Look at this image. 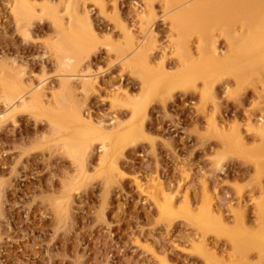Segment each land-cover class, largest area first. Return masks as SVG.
I'll list each match as a JSON object with an SVG mask.
<instances>
[{"label": "rangeland", "instance_id": "374dc122", "mask_svg": "<svg viewBox=\"0 0 264 264\" xmlns=\"http://www.w3.org/2000/svg\"><path fill=\"white\" fill-rule=\"evenodd\" d=\"M45 1L26 0L35 10L26 19L17 14L23 1L0 0V264H206L196 251L200 244L240 264H264V250L253 242L238 248L218 235L219 226L203 228L179 214L190 203L201 215L208 200L227 222L226 232L249 240L261 235L264 137L251 124L264 126V71L211 69L207 85L210 69L195 58L203 23L194 28L199 18L188 19L189 42L180 41L173 25L180 6L199 0H188L189 7L187 0H68L70 15L61 25L43 10ZM48 6L62 7L60 0ZM85 14L91 26L84 25ZM246 15L260 20L264 8ZM235 24L239 31L241 21ZM215 33L218 50L227 53V41ZM178 41L197 63L183 62ZM139 43L149 58L150 75L144 70L143 76L155 90L146 96L138 64L124 60ZM59 50L71 59L69 67H60ZM18 73L30 88L42 82L39 102L10 114L2 86H13ZM62 74L74 75L70 91ZM81 77L91 81L84 89ZM131 97L142 100L140 109ZM115 138L118 148L103 161L102 143ZM150 186L161 200L171 196L178 213H162Z\"/></svg>", "mask_w": 264, "mask_h": 264}, {"label": "bare ground", "instance_id": "6f19581e", "mask_svg": "<svg viewBox=\"0 0 264 264\" xmlns=\"http://www.w3.org/2000/svg\"><path fill=\"white\" fill-rule=\"evenodd\" d=\"M24 2L23 3V5L21 6V7H19V11H18V15H19V17H21V18H26V19H31V18H33L34 16H35V10H33V8H31V5H29L30 3H27L26 2V0H21V2ZM27 1H29V0H27ZM182 1V0H181ZM195 1V0H194ZM60 2H61V8H56V9H51L50 10V7L48 6V5H52V0H46L45 1V5H46V7L45 8H43V10L44 11H47V13L46 14H48V15H50L51 17H52V19H53V23H55V24H57V25H61V24H63V18L64 17H66V16H69L70 15V4L68 3V0H60ZM188 0L186 1V2H182L183 4H187V6H188ZM194 2H192V4H193ZM32 4V3H31ZM189 4L190 5H192L190 2H189ZM249 4H253L254 5V9H251L252 7H250V9H249ZM255 4H257V5H255ZM182 6H184V5H182ZM182 6H180L181 7V9H183V11L181 10V11H179V12H177V14L175 13V16L173 17V20L175 21L174 23H173V25L175 24V29L177 30V28H178V30L177 31H179V33H181L180 31H182V29L183 28H185V27H187V28H185L184 29V32H182L180 35H179V33H178V36L180 37L181 36V38L183 37V39H180V38H178V39H180V41L181 40H184L185 39V41L187 42H189V40L187 39V38H189V36H191L192 37V33L191 34H189V36H188V34L187 33H190V32H188L189 31V27L191 28L192 26H191V24L193 23V22H190L189 21V23H191V24H189L188 23V19H190L191 18V21L193 20H195L196 21V19L197 18H199V21H197V22H195V23H193L194 25V28H195V26H196V28H197V26L198 25H196V24H199V23H201V24H199V25H202V23H203V25L205 26L206 24L208 25V27L206 28V26L204 27L203 26V28H205V29H203L202 31H201V33L199 32L202 28H200L199 29V35H200V37L198 38L199 40H198V47H197V54L198 55H195L194 54V51H191V49H188L187 47H186V42H184V41H182V42H180V41H178L179 43H181L180 44V48H178V50H179V52H178V54H180L179 56L180 57H182V58H186L187 60H184L183 62L184 63H186V65H187V63L189 62V64H191V65H193L194 63H195V58H197V56H198V58H200L199 60L200 61H202V63L206 66L205 68L206 69H210L209 71L208 70H206V72L205 73H207V71L209 72V73H207V76H206V78H204V79H206V83H207V85H208V79L207 78H209L210 76V72H211V69L212 70H214V71H228L227 73L229 74V72H230V74H231V72L234 74H237L238 73V71H240L241 69H244V68H246V67H248L247 69H248V71L250 70H254V72H256V73H263V58H264V17L263 18H261L260 20H250V18H247V20H245V16H247L246 15V13H247V11H249V10H251V11H254L256 8H257V6L259 7V8H264V0H199V2H196L195 4H193L192 6H188L189 8H187V9H185V8H183ZM251 6V5H250ZM256 6V7H255ZM33 7V6H32ZM203 7H205V9H206V11H205V9H203ZM244 8H248V9H245V13L243 12L244 11ZM243 9V10H242ZM42 10V11H43ZM178 10H180V9H178ZM262 11H263V9H262ZM37 12V11H36ZM243 13V14H242ZM86 14H87V12H86ZM85 14V16H83V20L85 21V26L87 25V26H91L90 25V23L91 22H89V18H87V15ZM210 14V15H209ZM213 14H215L213 17H214V19L213 18H211V16L213 15ZM217 14V15H216ZM241 15V16H240ZM250 15H251V13H250ZM200 16V17H199ZM203 16V17H202ZM209 16V19H207V17ZM217 16V17H216ZM244 16V17H243ZM253 16V15H252ZM151 17V16H150ZM189 17V18H188ZM206 17V21H204L203 20V18H205ZM215 17H216V20H215ZM255 17V16H254ZM82 18V17H81ZM210 18H211V20H212V22H215V23H211V20H210ZM80 19V18H79ZM198 20V19H197ZM203 20V21H202ZM210 20V21H209ZM250 22H249V21ZM82 21V20H81ZM83 21V22H84ZM240 21H241V24L242 25H240L239 27V31H238V29H237V26H236V24L235 23H239L240 24ZM206 22V23H205ZM208 22H210V23H208ZM187 23L190 25H187ZM251 23V24H250ZM212 26H211V25ZM258 24V26H259V29H257V28H255V32H256V30H258L256 33L255 32H253V33H251V30H252V26H255V25H257ZM172 25V26H173ZM250 27V25H251V27L252 28H249L248 26ZM86 26V27H87ZM241 26H242V29L244 28L243 26H246V29L248 28L249 30H250V32L248 33L246 30L245 31H243V30H241ZM257 26V27H258ZM199 27V26H198ZM253 28V29H254ZM125 30H126V28H125ZM150 30V29H149ZM191 30H193V27H192V29ZM190 30V31H191ZM217 30V32H219V36L220 35H222V37H224V39L227 41V43H228V51H227V53L226 52H224V53H221L219 50H218V47H217V33H215V31ZM127 31V30H126ZM194 31V30H193ZM195 31H196V29H195ZM253 31V30H252ZM260 31V32H259ZM128 32V34H129V36H130V38H133L134 36H132L131 35V33H130V30L129 31H127ZM197 32V31H196ZM195 32V33H196ZM147 33V32H146ZM152 31H150L149 33H148V37L150 38V40H151V37L153 36L152 34ZM184 34H186V35H184ZM194 34V33H193ZM184 35V36H183ZM76 37V36H75ZM146 37H147V35H146ZM185 37V38H184ZM187 37V38H186ZM148 38V39H149ZM177 39V40H178ZM79 40H81V39H79ZM133 40H134V38H133ZM153 40V39H152ZM68 41V40H67ZM66 41V42H67ZM70 41V40H69ZM83 41V40H82ZM176 41V40H175ZM197 41V40H196ZM152 42V41H151ZM133 43V42H132ZM186 43V44H185ZM153 44V43H152ZM82 45V44H81ZM83 47H84V45H83ZM63 48H64V45H63ZM190 48V47H189ZM130 49V48H129ZM146 49V48H145ZM143 50H144V47H142V45L139 43V44H137V45H133V48L130 50V53L129 54H127V56L125 57V59L124 60H127V62L129 63V64H132L133 65V63L135 64V66H136V64H138L137 65V67H135L136 68V70H134L135 71V73H140V76L142 75L143 76V71L145 70V71H147V74H149L150 72H149V70H147L148 68H147V64H148V59L145 57V55H144V53L146 52V50H145V52H143ZM60 51V50H59ZM60 55H59V57H60V60H59V63H60V67H62V68H67V67H69L70 65H71V63H72V61H71V59H69V57H67L66 55H65V53H63L62 51H60ZM59 54V53H58ZM64 54V55H63ZM67 54V53H66ZM146 54V53H145ZM144 55V56H143ZM196 57H195V56ZM195 57V58H194ZM164 58V57H163ZM73 59V58H72ZM15 60L16 59H14V60H12V68H13V66L15 65ZM123 60V61H124ZM198 60V61H199ZM75 61V60H74ZM187 61V62H186ZM196 63H197V61H196ZM202 63H201V65H202ZM126 64V63H125ZM59 66V65H58ZM128 66H130V65H128ZM198 66V65H197ZM197 66H196V68H197ZM185 67V66H184ZM252 67H253V69H252ZM89 68V67H88ZM87 68V69H88ZM189 68H191V67H189ZM189 68H188V70H189ZM203 68V67H202ZM250 68V69H249ZM75 69V68H74ZM192 69V68H191ZM73 70V69H72ZM90 70V69H89ZM88 70V71H89ZM187 70V69H186ZM193 70H196V69H193ZM84 71H86V70H84ZM190 71V70H189ZM205 71V70H204ZM203 71V72H204ZM213 71V72H214ZM244 71V70H243ZM250 71H249V73H250ZM90 72V71H89ZM149 72V73H148ZM184 72V71H183ZM183 72H182V74H183ZM192 72H194V71H192ZM199 72V71H198ZM202 72V73H203ZM240 72H242V71H240ZM246 72V71H245ZM252 73H253V71H251ZM145 73V72H144ZM185 73H188V71L187 72H185ZM202 73H200V74H202ZM204 73V74H205ZM248 73V72H247ZM248 73V74H249ZM146 74V75H147ZM182 74H180V75H182ZM192 74H195V73H192ZM197 74V73H196ZM204 74H202V75H204ZM212 74V73H211ZM223 74V73H222ZM224 74H226V72L224 73ZM241 74V73H240ZM63 75V74H62ZM85 75V74H84ZM150 75V74H149ZM190 75V74H189ZM198 76H202V75H199V74H197ZM206 75V74H205ZM242 76H243V74H241ZM255 75V74H254ZM23 74H21V73H18L17 75H16V78H15V83H14V85L13 86H7V85H9L10 84V82H8L9 84H5V85H3L2 87H4V92H5V94H4V97L7 99V104H9L10 106L8 107L9 109H10V114L12 113H15V112H17V110L18 109H20L21 107H28V105H30L31 104V106L33 105V103L35 104V102H39V95H40V87H41V83L42 82H39V84H37L36 86H34V87H32V88H30V85L29 84H27L26 82H25V80L23 79ZM73 74H65V75H63V79H62V82H63V87L64 88H66L67 90L69 89V91L71 90V82H72V78H73ZM75 76H78V75H75ZM88 75H85L84 77H87ZM209 76V77H208ZM220 76V75H219ZM240 76V75H239ZM242 76H240L239 77V79L241 80V78H242ZM247 76V74L245 73V75H244V78H242L244 81L246 80L245 79V77ZM83 77V76H82ZM81 77V78H82ZM90 77V76H89ZM144 77V76H143ZM142 77V81L145 79V77L143 78ZM195 77V76H194ZM253 77V76H252ZM79 78V77H78ZM91 78V77H90ZM166 78V77H165ZM202 78H203V76H202ZM218 77H216V79H217ZM247 79H248V77H246ZM74 79V78H73ZM83 79V78H82ZM170 79V78H169ZM191 79V78H190ZM189 79V80H190ZM239 79H238V81H239ZM249 79H250V77H249ZM248 79V80H249ZM1 80H2V78H1ZM0 80V81H1ZM150 80H151V78H148V79H145V83L143 84V82L141 83L142 85H144V86H142L143 87V93H142V95H147V94H153L154 92L153 91H155V90H153L152 91V89L154 88V87H152L151 86V84H150ZM210 80V79H209ZM58 81V80H57ZM162 81H165V83H166V81H168V79H166V80H162ZM171 81V80H170ZM182 81V80H181ZM195 81V80H194ZM212 81H213V79H212ZM2 82V81H1ZM4 82H6L5 80H4ZM91 81L90 80H86L85 78L81 81V84H82V89H84L85 87H87L88 86V84L90 83ZM204 82V83H205ZM211 82V81H210ZM242 82V81H241ZM161 83H163V82H161ZM168 83V82H167ZM158 84H160V83H158ZM157 84V85H158ZM180 84V83H179ZM185 84V83H184ZM73 85V84H72ZM210 85H212V83H210ZM209 85V86H210ZM154 86H156L155 85V83H154ZM160 86L162 87L163 85L162 84H160ZM183 86H187V85H183ZM188 86H189V84H188ZM191 86V85H190ZM205 87V85H204V87L203 88H205V90L207 89V88H211V90L213 89L212 88V86H210V87ZM160 87V88H161ZM27 88L29 89V91L27 90ZM44 88V87H43ZM42 88V89H43ZM119 90V89H118ZM161 90H162V88H161ZM204 90V89H203ZM208 91H209V89H207ZM156 91H159L160 92V89L159 88H157L156 89ZM167 91V90H166ZM29 92H31V93H29ZM117 92H119V91H117ZM204 92V91H203ZM206 93H207V91H205ZM165 93V92H164ZM163 93V94H164ZM167 93V92H166ZM209 93V92H208ZM159 94V93H158ZM161 94V93H160ZM116 95V94H115ZM209 95H212V92H210V94ZM208 95V96H209ZM130 96V95H129ZM113 98V97H112ZM115 99H117V97H114ZM113 98V100H115ZM130 98V97H129ZM132 98V105H133V108H138V106H140V104H142V100H140V98L139 99H133V97H131ZM142 99V98H141ZM17 103H19L18 105H17ZM38 104V103H37ZM36 104V105H37ZM37 107V106H36ZM138 109H140V107L138 108ZM76 112V111H75ZM76 113H79L78 111L76 112ZM77 115V114H76ZM81 116V115H80ZM83 117V116H82ZM80 120H82V119H80ZM213 124V123H212ZM214 125V128L217 130V131H219L218 129H220V127H218V125L216 124V122L213 124ZM252 125V128L253 129H255L257 132H260L261 133V135L264 137V126H262L261 125V122H259V121H255L254 123H252L251 124ZM53 127V126H52ZM64 127V126H63ZM54 128V127H53ZM55 128H57V127H55ZM100 128V127H99ZM62 129V128H61ZM140 129V128H139ZM222 129V128H221ZM97 131H99V130H97ZM60 132H61V130H60ZM107 134V133H106ZM220 134V136H222V138L224 137V136H226V138L225 139H230V137H228L226 134H222V133H219ZM104 136V135H103ZM108 136H109V134H108ZM108 136H106V137H104V139L103 140H106V139H108L109 137ZM125 135H123V137H124ZM66 138V137H65ZM223 138V139H224ZM239 138H241V137H239ZM67 139V138H66ZM124 139H125V137H124ZM77 140V139H76ZM79 140V139H78ZM240 140V139H239ZM67 143H66V145H67V147H69V146H71V141H69V140H65ZM115 142L113 143L112 142V144L110 145V146H107L106 144H104V143H102V145H101V147H102V155H101V158H102V160L104 161V159H103V155L105 154V155H107V154H109V152L110 151H114V150H116L117 148H118V144L121 142V139H120V141H116V138H115V140H114ZM127 141V140H126ZM101 142H103L102 140H101ZM109 142V141H108ZM124 143V142H123ZM108 144V143H107ZM71 149V148H70ZM76 152V151H75ZM74 152V150H73V152H71L72 154H73V156H74V158L75 159H77L78 158V154H76ZM90 153V152H89ZM83 155H86L85 153L83 154ZM85 158V157H84ZM101 158H100V161H102L101 160ZM156 186V185H155ZM155 186H150V189H148V190H152L153 191V199H154V201H156L157 202V205H158V207L160 208V211L162 212V213H165V214H167V215H174V214H176V213H178L177 211L178 210H174V202L172 201V197L171 196H169V195H164L165 194V192H164V198H163V200H161V197H160V192H159V190L158 189H156L155 188ZM159 186V185H158ZM160 189V188H159ZM152 196V195H151ZM209 197V196H208ZM212 203V202H211ZM190 205V203L189 204H186L184 207H182L180 210H179V214L181 215V214H183V216H185V217H187L188 219H190L191 221H194V222H196V224H198V225H200L201 227H203V228H210L211 227V224H213V226H212V228L214 227H218L217 229H219V230H217V233H218V235H225V236H227V237H229L232 241H233V243L236 245V246H238V248H241V249H243L244 247H246L247 248V246H250V244H251V242H253L252 243V245L255 247V248H257L259 251H263L264 250V232L263 231H261V230H264V226H263V229H261L260 231H258V233L260 232V236L259 237H252L250 240H249V238H247L246 236H242V237H244V238H240V237H238V236H236V235H234V234H232V233H230V232H226L225 230H224V228H229V227H227L228 225H227V222H225V220H224V218H222V216H217V215H214L215 214V212L213 211V209H212V207H214V206H212V205H209V201L208 200H206V204H205V209H204V211H201V215L199 216V215H197V214H194L193 213V211H194V209H192V207L191 206H189ZM210 206H212V207H210ZM203 210V209H202ZM258 211H259V214H260V218H261V220L264 222V200H261V201H258ZM200 213V212H199ZM238 213V217L240 218V220L242 221V223L244 224V221H243V217H242V214L240 213V212H237ZM213 220V221H212ZM240 221V222H241ZM213 222V223H212ZM214 223H216V224H218L217 226L216 225H214ZM238 224H239V222H238ZM264 224V223H263ZM240 226H241V224H239ZM241 228H242V226H241ZM216 229V228H215ZM231 229V228H230ZM233 229V228H232ZM244 229L245 228H243L242 229V231L243 232H247V231H249V230H247V231H244ZM231 231V230H230ZM263 234H262V233ZM216 233V234H217ZM248 234H249V232H247ZM254 233V232H253ZM256 233V232H255ZM238 234V233H237ZM250 241V242H249ZM198 243V242H197ZM240 249V250H241ZM196 251L199 253V254H201L204 258H205V260H206V264H240L239 262H235V261H232V260H230L229 259V257H225V256H221V255H219L218 254V252L217 251H211L210 250V248H208L207 246H206V244H200V245H198L197 247H196ZM243 251V250H242ZM245 251V250H244ZM241 253H243V252H240V254ZM233 258V257H232ZM244 264V263H243Z\"/></svg>", "mask_w": 264, "mask_h": 264}]
</instances>
